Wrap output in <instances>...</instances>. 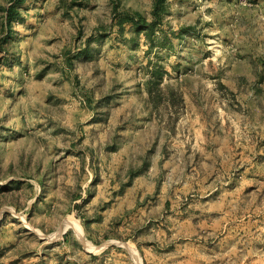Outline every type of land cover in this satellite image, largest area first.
Returning <instances> with one entry per match:
<instances>
[{
    "label": "rangeland",
    "instance_id": "obj_1",
    "mask_svg": "<svg viewBox=\"0 0 264 264\" xmlns=\"http://www.w3.org/2000/svg\"><path fill=\"white\" fill-rule=\"evenodd\" d=\"M154 2L0 0V264H264V0Z\"/></svg>",
    "mask_w": 264,
    "mask_h": 264
},
{
    "label": "trees",
    "instance_id": "obj_2",
    "mask_svg": "<svg viewBox=\"0 0 264 264\" xmlns=\"http://www.w3.org/2000/svg\"><path fill=\"white\" fill-rule=\"evenodd\" d=\"M22 1H23V0H15V2H22ZM164 1H165V0H155V2H154V7H153V13H157V11H158L160 5H162ZM15 14H16V11L12 12L11 7H8V8H7V14H6V15H7V16H6V21H7V23L11 22V20H12V19L14 18V16H15Z\"/></svg>",
    "mask_w": 264,
    "mask_h": 264
},
{
    "label": "bare ground",
    "instance_id": "obj_3",
    "mask_svg": "<svg viewBox=\"0 0 264 264\" xmlns=\"http://www.w3.org/2000/svg\"><path fill=\"white\" fill-rule=\"evenodd\" d=\"M73 226L74 228H76L77 230H80V226L78 225V223L77 222H75V221H69V220H66L65 222H64V225H63V227L62 228H65V227H67V226Z\"/></svg>",
    "mask_w": 264,
    "mask_h": 264
}]
</instances>
